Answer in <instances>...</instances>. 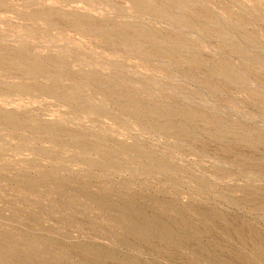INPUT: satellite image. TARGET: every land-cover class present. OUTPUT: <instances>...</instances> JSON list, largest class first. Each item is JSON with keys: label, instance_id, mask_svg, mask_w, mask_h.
Instances as JSON below:
<instances>
[{"label": "rangeland", "instance_id": "1", "mask_svg": "<svg viewBox=\"0 0 264 264\" xmlns=\"http://www.w3.org/2000/svg\"><path fill=\"white\" fill-rule=\"evenodd\" d=\"M0 264H264V0H0Z\"/></svg>", "mask_w": 264, "mask_h": 264}]
</instances>
